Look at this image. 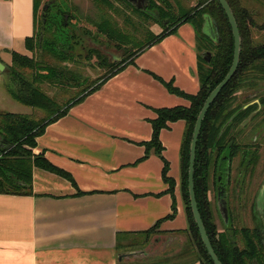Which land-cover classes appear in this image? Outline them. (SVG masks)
Returning <instances> with one entry per match:
<instances>
[{"label":"crops","instance_id":"1","mask_svg":"<svg viewBox=\"0 0 264 264\" xmlns=\"http://www.w3.org/2000/svg\"><path fill=\"white\" fill-rule=\"evenodd\" d=\"M34 4L0 0V62L6 69L13 53H32L26 40L36 34ZM196 40L195 29L181 25L46 128L33 153L69 173L76 186L34 168L33 194H0V264H119L125 237L162 220L157 236L189 229L181 188L185 121L160 133L168 176L176 183L173 195L163 180V160L154 151L145 158V143L153 138L157 110L190 106L160 79L187 95L200 90ZM7 88L6 98H12ZM174 201L176 216L164 221Z\"/></svg>","mask_w":264,"mask_h":264},{"label":"trees","instance_id":"2","mask_svg":"<svg viewBox=\"0 0 264 264\" xmlns=\"http://www.w3.org/2000/svg\"><path fill=\"white\" fill-rule=\"evenodd\" d=\"M117 1L133 7L144 17L143 20H152L163 29V32L159 35L149 33L147 44L133 50L128 35L120 33L110 19L101 16L100 11L103 8L115 10V3L112 0H92L98 13L87 14L85 18L82 17L80 7L73 6L72 9L65 0L62 4L49 2L47 10L41 12L36 34L26 40V48L33 56L13 53L12 65L7 67L11 82L7 88L8 93L16 102L29 107L32 113L27 115L0 113V194H33L34 168L61 176L76 186L69 173L55 167L43 154L33 153V149L37 147V139L45 133L49 125L65 117L72 107L82 103L128 66L134 65L140 54L166 37L176 34L181 25L190 24L196 31L197 39L205 44L203 50L198 48L200 90L196 95H187L175 87L173 82L167 83L160 79L171 94L185 98L190 106L157 110V118L152 122L153 138L145 143V158L152 151L161 157L164 162L163 180L169 185V193L173 195L176 183L168 176L170 164L163 157L164 148L160 141V133L169 123L185 121L186 130L180 153L181 188L189 229L184 232H190L208 263L214 264L201 240L191 210L188 190L190 143L204 103L225 79L232 66L234 37L231 25L218 0H197V5L189 9L179 7L180 15L174 12L168 0H149V7L146 10L135 8L127 0ZM227 2L233 11L241 35L240 63L234 77L213 102L203 121L196 150L195 192L206 232L222 264H264V231L256 229L249 234L246 229H241L239 233L244 247L240 248L235 243L232 249L231 243L216 239L214 226L210 222L207 181L209 171L227 168L238 154L242 160L241 169L244 168L242 166L248 169L251 164L255 166L258 161L257 150H249L258 148L256 145L246 146L243 141H236L237 138L243 137L246 129L242 128L241 123L252 109L245 110L236 94L249 88H258L264 83V41H258L253 37L254 32L259 31L263 34L264 40V23L263 25L258 23L259 10L255 4H251L252 1L227 0ZM40 3V0H35L37 15ZM82 18L87 24L80 26ZM206 18L216 21L218 25L217 42L204 32ZM104 45L123 51L122 56L111 61L105 52L107 50L103 49ZM204 51L213 55L209 63L202 56ZM79 61L98 63L105 75L97 81L78 77L79 74L68 69L66 63ZM41 86L82 88L83 91L61 104L55 97L48 95ZM261 104L264 106V99L261 100ZM172 211L164 221L172 220L176 216L175 201ZM161 222L163 220L152 229L139 234L145 243L160 232ZM235 232L237 235L238 232ZM123 263L124 261L119 264Z\"/></svg>","mask_w":264,"mask_h":264},{"label":"rangeland","instance_id":"3","mask_svg":"<svg viewBox=\"0 0 264 264\" xmlns=\"http://www.w3.org/2000/svg\"><path fill=\"white\" fill-rule=\"evenodd\" d=\"M54 0H40V8L38 12V23L39 18L42 12L43 7ZM58 1H64V0H58ZM68 5L71 6H78L81 9L82 17L85 18L87 14L90 15H96L98 13V10L94 7L92 0H65ZM115 3V10H111L108 8H103L100 13L101 16L104 18L110 19L115 25L116 28L120 31L122 34L128 35L129 39L131 40V48L136 49L140 46H143L147 44L149 33L152 35H159L163 32V29L156 23H154L152 20L145 21L143 20V16L137 13L133 7L128 6L124 2H120L117 0H112ZM172 7L174 8V12L178 15H180L179 7H183L186 9L193 8L197 5V0H168ZM252 1L251 4H255L257 10H259L262 14H264V0H250ZM133 6V5H132ZM164 7V6H163ZM74 9V8H72ZM82 18L83 22L80 23L81 25H86L87 23H84V19ZM81 20V21H82ZM259 24L264 23L263 19L257 20ZM254 39H257L258 41H264L263 40V34L259 31H255L253 35ZM106 43L107 41L104 40ZM197 46L199 50H203L205 48L204 42L197 39ZM88 44H90L88 42ZM109 46V45H108ZM103 49H106V54L108 58L113 61L114 59H118L122 56L123 51H119L113 47L107 48L106 45L103 46ZM33 56V53L30 54V57ZM36 57V55H35ZM66 66L68 69L72 70L76 74H79L78 77H86L90 79V81H97L102 78V76L105 75V72L102 71L98 63L93 61H79V62H69L66 63ZM10 75L9 73H1L0 78V112H9L13 114H21V115H27L30 114V109L27 107H24L17 102H15L12 98H6L8 95L6 91V87L11 84ZM44 91L51 97H55L59 103L67 102L70 99H73L75 96L79 95L83 89L77 88V89H70L60 86H41ZM2 100H6L7 103H2ZM4 105V106H2ZM264 135H262V138ZM245 143V141H243ZM257 147L260 149V161L258 166L259 174L264 175V141L256 143ZM238 157L239 154H238ZM239 160V159H238ZM236 160V161H238ZM261 180H264V176L261 177ZM258 184V183H257ZM209 209L211 212L210 222L214 226V235L216 239H219L220 241H225L227 244H230V239L225 231V226L222 216V213H220V210L216 207V193L214 189L210 185L209 190ZM236 204H233L232 210L235 211V214L238 216V218H234V226L235 229H237V239L238 245L240 248H243V242L242 238L240 236L239 231L243 229L246 226L247 214L245 215V209L242 206L243 200L238 201V198H235ZM185 233V232H184ZM187 240H188V249L185 251L184 254L180 255L178 253H171L170 250L177 249L181 247V243L178 247H171L172 243L171 241L167 244L165 249L160 245H154L153 248V242L154 239L160 236L154 235L147 243H145V240L142 238V236H132V237H125L123 239V249L126 251L123 252H136L141 250H147L149 254H152L153 256L147 258V259H131L124 261L123 264H209L201 250L197 247L198 243L194 240L193 236L190 234V232H186ZM177 239L179 236H176Z\"/></svg>","mask_w":264,"mask_h":264},{"label":"flooded vegetation","instance_id":"4","mask_svg":"<svg viewBox=\"0 0 264 264\" xmlns=\"http://www.w3.org/2000/svg\"><path fill=\"white\" fill-rule=\"evenodd\" d=\"M62 2L63 1L58 0L52 1L53 4H62ZM148 7L149 5L143 10H146ZM257 18L264 20V14L259 11V16ZM213 39L214 42H217V37ZM258 43L263 44L262 42ZM236 95L239 98V101L243 103L242 105L245 110L252 108L246 119L241 123L242 128H245L246 131L243 133V137L237 138L236 141H245V143H243L246 146H257L256 143L264 141V137L262 138V135H264V106L261 104V100L264 99V83L258 88H249L238 92ZM255 116L257 117L254 120ZM249 150H257L258 152V161L255 166L251 164L248 169L245 166H242L244 168L241 169L242 160L241 157L237 156L232 159V161L227 165V168L222 170H210L207 180L209 190L211 185L216 193V207L220 210V213L222 212L225 214L226 209L228 211L229 224L225 222V219H223V222L225 231L230 239L232 249L235 243L238 245L239 241L235 232L237 229H235L233 222L234 218L235 220L238 218L235 211L232 210L233 204H236L235 198H238V201L239 199L243 200L244 203H242V206L245 204L243 209H245V215L247 214V217L245 218V220L247 219V222L243 229H246L249 234L256 229L264 231V180H261V177L264 175L259 174L258 171L261 157L260 149L254 147L249 148ZM246 165H248V163ZM209 199L210 198H208V201ZM187 235V233H182L179 235L178 239H171V247L173 248L179 246V244H177L178 242L181 243L179 250L172 249L170 250L171 253L179 252L180 255L185 253L188 249Z\"/></svg>","mask_w":264,"mask_h":264},{"label":"water","instance_id":"5","mask_svg":"<svg viewBox=\"0 0 264 264\" xmlns=\"http://www.w3.org/2000/svg\"><path fill=\"white\" fill-rule=\"evenodd\" d=\"M129 3L134 5L137 9H145L149 5V0H127ZM220 5L222 6L223 10L225 11L229 23L232 28V33L234 37V57H233V63L230 68V71L226 75L225 79L211 92L209 97L207 98L206 102L204 103V106L199 113V116L196 121V125L194 127V132L192 135V140L190 143V160H189V172H188V190H189V198L191 203V210L194 217V221L198 227V231L201 237V240L211 258L214 264H222V262L219 260L217 254L214 251V248L212 246V243L210 241V238L206 232L205 225L203 223L199 208H198V202L196 199V192H195V163H196V150H197V143L200 136L201 128L203 121L206 117V114L213 104V102L216 100V98L219 96L221 91L227 86V84L232 80L234 77L239 63H240V54H241V35L240 31L235 19V16L233 14V11L227 2V0H218ZM48 6H50V3L48 5H45L42 9V11L47 10ZM204 32L209 34L212 38L219 37L218 33V25L216 24V21L206 18V22L204 25ZM202 56L208 63L212 59V53L210 52H202ZM119 59V58H118ZM0 72L2 73H8L9 70L6 69V66L3 65L0 62ZM222 213V212H221ZM222 216L225 219V222L229 224V217H228V211L226 209L225 214L222 213ZM172 238H177L175 236L170 235H164L160 236L154 239L153 245L151 248L154 247V245H161L163 249L167 246V244L171 241ZM153 256L152 254H149L147 250H141L136 252H122L118 254V261L122 263L123 261L131 260V259H147L149 257Z\"/></svg>","mask_w":264,"mask_h":264}]
</instances>
